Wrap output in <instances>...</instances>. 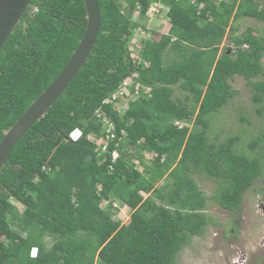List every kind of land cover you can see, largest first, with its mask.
<instances>
[{"label": "trees", "instance_id": "obj_1", "mask_svg": "<svg viewBox=\"0 0 264 264\" xmlns=\"http://www.w3.org/2000/svg\"><path fill=\"white\" fill-rule=\"evenodd\" d=\"M98 2L102 24L89 59L0 173V264H178L181 250L209 224L196 173L217 181L215 198L232 212L264 180V132L249 142L250 154L239 151V135L210 138L214 115L238 93L231 78L244 77L253 100L264 103V33H239L233 23L264 21V2ZM155 2L168 7V21L149 31L134 57V29L143 27L134 16L145 17ZM87 22L84 0L31 1L0 51V141L63 70ZM228 28L229 45L221 47ZM129 78V102L120 109ZM178 87L190 103L176 97ZM97 111L113 123L111 132ZM75 128L83 133L78 140L69 137ZM111 133L102 152L89 139ZM120 206L131 210L127 222L114 218Z\"/></svg>", "mask_w": 264, "mask_h": 264}, {"label": "rangeland", "instance_id": "obj_2", "mask_svg": "<svg viewBox=\"0 0 264 264\" xmlns=\"http://www.w3.org/2000/svg\"><path fill=\"white\" fill-rule=\"evenodd\" d=\"M227 1L231 3L233 0ZM260 1L264 2V0ZM165 11L166 7L163 4H153L145 17L139 14L134 16L136 20L143 23V27H146L145 29L143 27L134 29L130 45L134 57L140 51L141 41L150 36L149 31L161 30L168 21ZM233 23L239 27V33L248 27L260 29L264 33V21L255 18L243 17ZM227 33L229 35L225 36L221 47L229 45L232 35L229 28ZM173 52L170 49L166 51V60L171 61L175 57ZM126 81L131 83L130 79ZM230 82L238 93L220 112L214 115L210 138L212 141H219L225 139L228 134L239 135L241 138L237 145L239 151L247 150L249 154L254 153L248 144L264 132V103H257L253 100L254 91L244 77L236 75L231 78ZM130 94V90H126V95ZM175 95L181 102H191L188 100V93L180 87L176 89ZM129 97L118 102L116 106L125 109ZM258 109H261L263 114H259ZM190 126L194 127L193 122ZM261 145L264 146V142ZM126 149L131 153H140L138 148L132 145H127ZM142 153L143 160L147 163H150V160L152 162L154 157L152 154ZM259 153L263 154L264 151H259ZM134 163L138 164L141 169L143 168L141 159L135 157ZM195 178L208 196L206 212L209 216V224L202 235L194 236L191 242L181 250L178 264H264V180L258 181L251 187L244 194L241 209L232 212L224 209L217 202L215 195L218 183L214 178L203 173H196ZM143 195L148 197L150 193H143ZM130 214V209L121 207L114 213V218L127 222ZM13 227L17 228L16 225Z\"/></svg>", "mask_w": 264, "mask_h": 264}, {"label": "water", "instance_id": "obj_3", "mask_svg": "<svg viewBox=\"0 0 264 264\" xmlns=\"http://www.w3.org/2000/svg\"><path fill=\"white\" fill-rule=\"evenodd\" d=\"M32 0H0V51L13 33ZM87 27L69 61L52 83L33 101L25 113L5 132L0 141V173L19 140L46 115L67 90L93 52L102 24L98 0H84Z\"/></svg>", "mask_w": 264, "mask_h": 264}, {"label": "built area", "instance_id": "obj_4", "mask_svg": "<svg viewBox=\"0 0 264 264\" xmlns=\"http://www.w3.org/2000/svg\"><path fill=\"white\" fill-rule=\"evenodd\" d=\"M129 79L131 80V83H132V79L131 78H129ZM125 83H126V85L124 86V88L122 90L123 93L124 92L126 93V90H128L127 85L130 84L127 81ZM138 87H139V84L137 85V88ZM113 99L116 100V96ZM116 104H118V101H116ZM97 115L99 117H102L103 118V121H106V123L108 124V127H106L107 128V131L108 132H111V130L114 128L113 123L106 116H103L100 111H97ZM81 135H82V131L80 129H75V130H73L70 133V138H72L74 140H77ZM114 137H115V134L114 133H111L110 135H108L107 138H97L95 135H89V139L96 142V144L98 145V148L97 149L100 152L107 150L109 140H111ZM118 156H119V151L117 149H115L113 151V157H114V159H116ZM37 254H38V249L36 247L32 248L31 255L32 256H36Z\"/></svg>", "mask_w": 264, "mask_h": 264}, {"label": "clouds", "instance_id": "obj_5", "mask_svg": "<svg viewBox=\"0 0 264 264\" xmlns=\"http://www.w3.org/2000/svg\"><path fill=\"white\" fill-rule=\"evenodd\" d=\"M153 4H161V5L163 4L164 7H166V11L168 10V7H167L163 2H155V3H152L151 6H152ZM151 6L149 7V10H150ZM149 10H148V11H149ZM161 10L163 11V9H161ZM166 11H165V12H166ZM147 13H148V12H147ZM146 15H147V14H146ZM166 15H167V14H166ZM150 36H151V32H150ZM148 37H149V36H148ZM146 38H147V37H146ZM144 39H145V38H144ZM75 129H80V128H75ZM75 129H74V130H75ZM80 130H81V129H80ZM81 131H82V130H81ZM71 132H72V131H71ZM82 135H83V133H82ZM82 135H81L80 137H82ZM69 137H70V134H69ZM80 137H79V138H80ZM79 138H78V139H79ZM71 139H72V138H71ZM78 139H77V140H78ZM72 140H74V139H72ZM33 248H34V247H33ZM36 248L38 249V247H36ZM37 255H38V254H37ZM37 255H36V256H37ZM31 256H32V255H31ZM36 256H33V257H36Z\"/></svg>", "mask_w": 264, "mask_h": 264}]
</instances>
